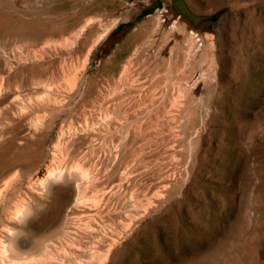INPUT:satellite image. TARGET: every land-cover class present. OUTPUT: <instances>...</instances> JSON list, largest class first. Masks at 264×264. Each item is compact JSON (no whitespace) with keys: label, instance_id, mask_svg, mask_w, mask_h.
<instances>
[{"label":"rangeland","instance_id":"rangeland-1","mask_svg":"<svg viewBox=\"0 0 264 264\" xmlns=\"http://www.w3.org/2000/svg\"><path fill=\"white\" fill-rule=\"evenodd\" d=\"M132 1L0 0V49L13 60L67 37L79 18L117 20L62 112L49 107L62 93L47 79L55 62L35 79L23 67L0 90L11 264L43 254L93 264L108 248L107 264H264V0H180L194 18L174 0H135L125 18ZM188 34L200 53L185 61ZM200 70L185 98V78ZM74 120L79 129L59 139Z\"/></svg>","mask_w":264,"mask_h":264},{"label":"bare ground","instance_id":"bare-ground-1","mask_svg":"<svg viewBox=\"0 0 264 264\" xmlns=\"http://www.w3.org/2000/svg\"><path fill=\"white\" fill-rule=\"evenodd\" d=\"M134 4H135V0H133L131 2V6H134ZM139 10H140L139 8H136L134 6L133 10L131 11V14L129 16L125 17V18H128L130 16L135 15V12H137ZM154 17L156 18V20L159 18L157 13L154 14ZM116 22H117L116 19H112V20L105 19V20L102 21L101 17L100 18H92V17L79 18L77 23L74 24L72 26V28H70L67 37L61 38V39H54V38L50 37V39H53V41L52 42L49 41L50 42L49 45L44 46L43 48H40V49H38L36 51H26L24 53H18L17 52L18 54L15 56L14 60L10 59L8 57H5L3 55L2 50L0 49V58L3 61V63H2V61H1V63L3 64V68H4V75L1 76V78H0V90H2V91L4 90V94H5L6 93V87L9 84V79H10L11 75L14 74V73L19 72V70H21L23 67L27 68L26 75H28L30 77H34V79H35L36 78L35 76L40 74V72L37 73V71H36L37 69H35L38 65L39 66H44L45 67L44 69H46V68L48 69V68H50V65L52 63L54 64V62H55V65H53V64L52 65L56 69L54 71H52V72H48V73H50V76L48 75L49 77L48 76H46V77H48L47 79H49V81L52 84H55L54 87L56 89H59V92L62 91V93L61 94H57L55 96H53V95L50 96V100H51L50 105L51 106H49V107H51V112H54V113L57 112V114L59 112H62V110L65 107V104L67 102H70V100L72 99L73 95L76 94L80 89H82L81 85H82L83 80L85 78L86 72L88 71V65H89V61H90V56L92 55V51L94 49L102 46L101 50H100L101 51L100 54L105 52L106 47H107V43H106L107 37L110 34V32L112 31L113 27L117 24ZM56 37H57V35H56ZM201 47H203V46H201ZM65 50H69L68 53H71V51H73L72 52L73 56H68L67 52ZM64 51L66 52V54H64L65 53ZM198 53H200V44H198L196 42V40L192 39V35L191 34H188V41H187V44H186V47H185L184 60L187 61L190 57H194ZM48 71H50V70H48ZM24 73H25V69H24V72L19 73V74L22 76V75H24ZM203 75H205L203 70H200L198 72L197 76H193V78H191V79H188L187 77L185 78V81H186L185 85L186 86L181 88V91L183 92L185 98H186V96L187 97L190 96V94H191L190 92L196 86V83H197V81L200 80V77L201 78L204 77ZM23 77H25V76H23ZM42 80H43V78H42ZM46 81L49 82L48 80H46ZM133 82H131L128 78L126 79V84L130 85L129 94H130L132 86L134 85V84H132ZM39 83H40V81H39ZM51 83H49V86H51L50 85ZM136 85H138V84H136ZM56 89H54V90H56ZM52 91L53 90H51V92ZM54 94H56V93H54ZM130 96L132 98V94ZM145 100L150 102L153 99H152V97L150 98V96H146ZM76 104H77V102H76ZM29 110H30V108H29ZM76 110H77L76 112H78L79 107H77ZM134 111H136V110H134V107H133V109L129 108L128 110H126L124 112V115L125 114L128 115V118L130 120L129 122H133V119L135 118ZM80 113H78V114H80ZM165 113H166V111H165ZM116 114H117V116H115L114 118L116 120L120 119L119 118L120 114L119 113H116ZM124 115H123V117L127 118L126 115L125 116ZM45 116H46L45 113H43V114H41L39 116L37 115V117L39 118L37 120H40V118L43 119ZM95 116H96V114L94 115V117ZM123 117H121V118H123ZM85 119H87V117ZM82 120H84V119H82ZM74 122L73 121H69L68 123H66V125H65L66 127L64 125L61 126L59 139L62 136L66 135L68 133L71 134L73 131H76L77 129H79L78 127L75 126L76 124H79V123H77L75 120H74ZM85 126L86 127L89 126L88 122L85 123ZM137 126H138L137 124L136 125H135V123L133 124V126L131 127L132 133L134 132L135 127H137ZM110 127L113 128L114 126H112L111 123H110L107 128H110ZM59 145H60V143H59ZM71 155H72V152H71ZM65 157L66 156H64V158ZM82 165H80V163L79 164H74L73 167L78 169L81 172L82 175H87V172H86V170H84V167H82ZM48 168H50V167H48ZM58 172H59V170H58ZM74 172H75V170H74ZM56 174H54V175H56ZM68 175H69V173H68ZM70 176H71V174H70ZM88 177H87V179H90ZM91 179L93 180V177ZM146 205H148V204H146ZM15 217L20 220V219H22L25 216H15ZM3 233L4 234L0 235V264H9V262L11 264L12 262H17L15 256H13V255H15V251L18 250L19 246L15 245V247L13 246V248L10 247V245H11L10 242L11 243L16 242V240H15L16 230H15V228H13L11 226L6 225L5 229L3 230ZM114 241H116V240H114ZM16 244H19V243L17 242ZM70 253H71L70 255H73L74 251H70ZM115 253H116V251H115ZM58 255H56V254L55 255L54 254H45L44 255L43 254V255L40 256L39 263L37 262V264H65V262H66V264H69L68 263V261H69L68 257L69 256H67L66 254L60 255V256H58ZM113 255H114V251L111 248H108L105 253L98 254V257H96V260L93 261L94 262L93 264H107L109 262V260L111 259V257H113ZM72 264H83V260L76 257V259L73 261Z\"/></svg>","mask_w":264,"mask_h":264},{"label":"water","instance_id":"water-1","mask_svg":"<svg viewBox=\"0 0 264 264\" xmlns=\"http://www.w3.org/2000/svg\"><path fill=\"white\" fill-rule=\"evenodd\" d=\"M173 6L176 8L177 11L182 13L184 16L189 18L190 17L194 18V16L190 14V12L186 9L185 5L180 0H174Z\"/></svg>","mask_w":264,"mask_h":264}]
</instances>
